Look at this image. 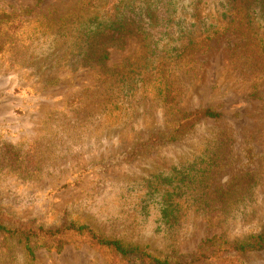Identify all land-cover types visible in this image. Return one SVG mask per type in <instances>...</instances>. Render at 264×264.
Wrapping results in <instances>:
<instances>
[{"label":"rangeland","instance_id":"rangeland-1","mask_svg":"<svg viewBox=\"0 0 264 264\" xmlns=\"http://www.w3.org/2000/svg\"><path fill=\"white\" fill-rule=\"evenodd\" d=\"M170 1L158 12L169 21L150 29L147 42L156 48L154 54L150 56L145 42L133 32L109 48L106 68L125 66L123 73L137 76L132 95L102 85L99 67L58 62L51 68L57 57L45 60L55 44L50 33H44V24L73 19L90 0H44L39 6L36 0H0V13L32 10L27 17L36 20L21 30L17 49L7 45L0 53V210L5 224L45 229L87 225L104 238L157 257L193 256L204 253L207 239L234 241L261 231L264 18L247 10L232 16L219 6L221 0ZM108 3L105 9L103 4L96 7L113 13L114 0ZM250 3L237 0L238 7ZM89 12L95 9L90 7ZM65 42L59 41L70 51L72 43ZM184 47L189 48L185 53ZM167 53L177 70L174 78H180L184 87L177 110L188 114L210 108L222 115L196 122L177 140L170 135L181 116L160 102V80L149 82L158 78L151 65ZM190 61L196 71L183 75L184 64ZM220 140L227 158L212 180L213 198L220 189L238 186V178L252 174L256 182L251 185V201L233 204L238 209L232 214L220 204L209 217L188 210L172 225L162 216L167 187L160 179L183 168H205L210 159L203 152ZM182 200L193 203L188 197ZM44 242L46 246L35 248V264H142L77 234ZM8 246L0 233V259ZM16 259L22 263L21 255ZM202 264H264V251L244 256L221 251Z\"/></svg>","mask_w":264,"mask_h":264},{"label":"trees","instance_id":"trees-1","mask_svg":"<svg viewBox=\"0 0 264 264\" xmlns=\"http://www.w3.org/2000/svg\"><path fill=\"white\" fill-rule=\"evenodd\" d=\"M43 1L36 0L37 6L41 5ZM108 1L90 0L89 7L83 6L82 11L73 19L65 18L57 23L48 20V23L44 24L47 29L44 33H50V36L54 39L55 47L54 52L50 53L51 55H48L45 60L57 57V62L54 65L51 64V68L58 65V62H65L66 65L73 67L77 65L82 68L99 67L98 79L102 82V85L103 83L107 84L112 90L119 88L120 92L129 90L127 93L133 95L137 89V76H132L131 72L128 75L123 73L122 71L127 69L125 66L118 67L117 71L108 70L106 62L110 57L109 48L114 46V43H122L125 34L133 32L145 42L144 49L148 51L150 56L154 54L156 48L152 47V43L147 42L151 35L150 29L169 21L168 17L158 14V12L169 6L172 1L167 0L162 4V7H158L157 3L159 4L163 0H114V12L101 13L102 9L100 10L96 6L103 4L105 9L109 6ZM219 6L231 13L232 16L241 10H247V12L253 14L260 13L261 17L264 18V0H251V3L246 7H238L237 0H221ZM90 7L92 10L95 9V13L90 14ZM138 9L139 13L136 12ZM31 13H33L32 10H22L19 13L2 11L0 13V53L6 49L7 45L14 46L11 50H15L22 43L19 39L21 30L25 28V24L36 21L35 19H28L27 16ZM44 18L48 19L47 17ZM105 40H111V43ZM59 41L72 43L70 51L68 49L63 50V44ZM189 43H193V41ZM57 47L59 48L57 49ZM260 48L264 54V46ZM188 49V47H184L182 52L185 53ZM156 59H162L160 62L157 61V65H151L152 70H156L158 78L153 80L150 78L149 82L160 80L157 87L160 102L165 105L169 112L176 111L181 116L176 119L178 129L170 135L172 140H177L180 136L186 135L196 122L206 119H218L222 116L210 108L198 109L188 114L180 113L177 106L184 87H182L180 78H174V73L177 72L176 69H172L174 63L168 60V53L164 56L160 55ZM190 62L184 64L186 72L183 75L196 71V64L193 62V65ZM177 66H179V63H175V67ZM145 87L146 84L143 88ZM220 141L222 142L219 145L203 152V155L210 159L205 168L200 167L196 170L183 168L182 171L175 170L171 176L160 179L159 183L167 187L163 196L162 216L172 225L177 224L183 216L187 215L188 210H194L196 214L201 213V215L209 217L218 209L215 205L220 204L225 213L232 214L238 209L233 204H246L251 201L253 195L251 189L253 186L251 185L256 182L252 174H246L238 180L236 179L239 183L238 186L233 185L226 189H220L217 192V198H213L211 192L212 180L219 170L226 166L227 158L226 150L223 148L225 142ZM183 197L192 199V205H186V202L182 200ZM0 233L4 236V241L10 243V246L6 248L4 259H0V264H17L16 255L18 254L22 258L21 264H35L36 246H46L45 239L66 234L85 236L90 243L96 246L111 249L122 258H132L142 264H202L209 259L213 260L221 251L243 256L264 251V225L261 227L260 232L248 235L243 239L227 241L224 237L217 236L207 239L204 242V249H201V252L204 253L193 256H182L174 253L166 257H157L138 246L126 245L115 239L104 238L96 234L87 225L71 223L64 225L62 228L49 229L36 228L26 224L9 226L5 224L4 214L1 210ZM15 249L18 251H14Z\"/></svg>","mask_w":264,"mask_h":264}]
</instances>
